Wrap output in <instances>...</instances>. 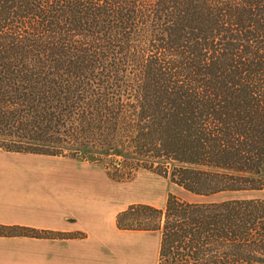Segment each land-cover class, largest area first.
<instances>
[{
	"label": "trees",
	"instance_id": "obj_1",
	"mask_svg": "<svg viewBox=\"0 0 264 264\" xmlns=\"http://www.w3.org/2000/svg\"><path fill=\"white\" fill-rule=\"evenodd\" d=\"M0 150L210 199L119 213L157 264H264V197L213 199L264 192V0H0ZM28 230L0 235L49 238Z\"/></svg>",
	"mask_w": 264,
	"mask_h": 264
},
{
	"label": "crops",
	"instance_id": "obj_2",
	"mask_svg": "<svg viewBox=\"0 0 264 264\" xmlns=\"http://www.w3.org/2000/svg\"><path fill=\"white\" fill-rule=\"evenodd\" d=\"M16 154L30 156L0 160V225L84 236L0 235V264H157L156 236L117 226V213L134 202L127 186L82 160Z\"/></svg>",
	"mask_w": 264,
	"mask_h": 264
},
{
	"label": "rangeland",
	"instance_id": "obj_3",
	"mask_svg": "<svg viewBox=\"0 0 264 264\" xmlns=\"http://www.w3.org/2000/svg\"><path fill=\"white\" fill-rule=\"evenodd\" d=\"M20 155H22V156H20ZM20 155L16 154V153L5 152V151L0 150V158H1L0 160L17 162V161H21L20 157L30 156L28 154H20ZM82 161L86 164L96 165L99 168L104 169L105 171H107L108 175H109V171L107 169H109L114 174L115 179L120 180L118 182L127 186L128 202H130L131 200L134 202L126 204L125 208L123 210H126L129 206H131L134 203H148V204H151L157 208H162L165 206L166 200L171 193H174V194L180 196L181 198H184L187 200H205V201L210 200L207 198H198L195 196L193 197L190 194H188L187 192H185L182 188L171 183V181L168 178H165L164 176H160L157 173L151 172L149 170H145L143 168H141L139 170L130 171V169H127L125 167L119 168V167L113 165L112 163H110V161H108V162H97V163L89 162V161H85V160H82ZM229 196L250 197V198L251 197H259V196L264 197V192L238 193V194H234V195L219 196V197H215L213 199H223V198H226ZM122 211H120V212H122ZM120 212L117 213L116 220H117ZM131 220L132 219L128 218L127 221L129 223H131ZM25 227H27V226H23V227L10 226V227H6V228H0V232L5 233V234H19L22 232H29L31 234H37L36 232L28 230V229H32V230L34 229L35 231L38 232V234L40 236H43V237H49V238L63 237V235H60V232H56L53 230L40 229V228H35V227H27V228H25ZM124 230H130V229H124ZM144 233L147 235H150L151 237L156 236L157 241H158L157 246L159 244V247H160L161 232H159L160 234H158L157 232H150V231H145ZM81 235L83 236L82 233H80V234L78 233L77 235H74L72 237H79ZM23 236H26V235H23ZM66 238H69V237H66ZM150 239H152V238H150ZM137 244L139 246H141V248L143 249V240L142 241L138 240ZM153 246L156 248V244ZM157 253L159 254V251ZM134 254H138V255L140 254V248L139 247L135 248ZM158 254H157V261H158Z\"/></svg>",
	"mask_w": 264,
	"mask_h": 264
}]
</instances>
